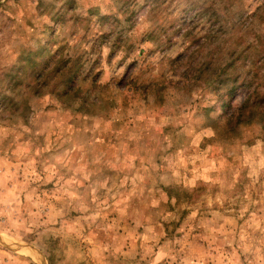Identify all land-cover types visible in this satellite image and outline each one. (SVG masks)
I'll use <instances>...</instances> for the list:
<instances>
[{
	"label": "rangeland",
	"instance_id": "rangeland-1",
	"mask_svg": "<svg viewBox=\"0 0 264 264\" xmlns=\"http://www.w3.org/2000/svg\"><path fill=\"white\" fill-rule=\"evenodd\" d=\"M0 264H264V0H0Z\"/></svg>",
	"mask_w": 264,
	"mask_h": 264
}]
</instances>
